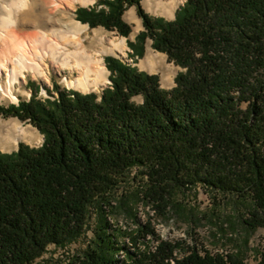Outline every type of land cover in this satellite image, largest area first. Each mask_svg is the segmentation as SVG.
<instances>
[{
	"label": "trees",
	"instance_id": "1",
	"mask_svg": "<svg viewBox=\"0 0 264 264\" xmlns=\"http://www.w3.org/2000/svg\"><path fill=\"white\" fill-rule=\"evenodd\" d=\"M132 5L145 28L129 40L131 56L144 55L152 38L182 66L175 84L107 55L111 82L102 90L56 82L43 96L29 80V99L0 103V115L45 135L41 145L0 151V264H49L38 262L49 246L83 236L95 211L94 238L66 264H252L251 241L264 227V0H185L174 18L151 14L142 0H98L79 6L77 17L130 36L124 14ZM135 168L139 188L114 201ZM199 187L215 210L233 204L217 216L226 234L243 228L230 237L232 251L165 238L152 216L137 219L139 202L169 216ZM125 207L137 227L115 224ZM253 264H264V244Z\"/></svg>",
	"mask_w": 264,
	"mask_h": 264
},
{
	"label": "rangeland",
	"instance_id": "2",
	"mask_svg": "<svg viewBox=\"0 0 264 264\" xmlns=\"http://www.w3.org/2000/svg\"><path fill=\"white\" fill-rule=\"evenodd\" d=\"M45 3V9L47 11H54L57 18H61L63 22H67L71 19L81 21L87 28L84 31V40L88 42L87 35L93 34L95 29L101 30V32L108 39L117 38L120 41L122 38H126V45H124L122 50L116 52L106 53L104 55L105 62L107 55H115L121 57L125 61L134 63L139 66L140 69L147 70L152 73H159L161 76L162 85L165 87H172L175 84V77L182 66L177 64L175 61L171 60L169 56L162 51L157 50L153 46V39L149 38L146 44V50L144 55L138 56L135 60L130 52L133 51L132 47L129 44V40H135L137 34L145 28L143 18L138 12L136 5L129 6L124 14V18L132 25V32L130 36H125L121 34L117 29H108L105 26H96L92 27L89 23H84L77 17V8L79 6H84L85 4L77 3L74 6H70L67 0H41ZM56 1H60L57 3ZM98 0L90 4L96 3ZM185 0H178L177 6L172 11H165L163 8L157 6H152L147 3L146 0H142L144 8L154 15H162L167 18H174L178 8L183 4ZM87 4V5H90ZM133 7L136 8L137 16H129L128 12ZM69 16H67L68 14ZM62 15H64L62 17ZM152 42V48L155 50L154 56L155 60L153 63L143 64V59L146 57L150 43ZM107 63V62H106ZM108 67V66H107ZM45 75L34 74L33 72H28L21 77V82H17L16 86L12 90V94L15 96L12 97L10 94H2L0 98V103L10 104L13 102H19L22 98H29L32 96L33 90L28 86L29 80H34L37 84L40 85V92L43 96H49L51 90H54V84L59 82L62 86L77 87L69 85L64 78L70 75V68H62L55 65L51 60H48L47 65H45ZM77 73V72H76ZM109 80L104 81L101 85L89 89L90 90H102L105 86L110 83V74L111 70L108 67ZM6 80V73L0 72V91H2V82ZM141 97H139L140 99ZM10 120H17L18 123L26 126V136L21 138L18 142L14 143L11 146L4 147L0 145V151H14L18 148L21 141H25L32 145H41L44 141V134L41 130L35 126L32 122L28 120H22L17 116H4L0 115V122H7ZM139 172L135 168L132 171V176L136 175L134 179L131 180L129 184L123 186L119 192H117V198H114V201H119L123 196L127 194H132L137 188H139V180L136 178ZM180 199L184 202L185 209L173 210L171 214L164 215L156 211L152 204H146L145 202H139L136 204V213L137 219L141 221H147L151 216L153 217V222L158 229V232L162 234L165 238L171 239H184L188 244L197 243L201 248H209L213 251H232L237 245L236 240L231 239V236H243L242 226L239 224L237 228L230 230L228 234L220 227V220L218 215L220 214L222 219L229 215L233 210V204H228V199L222 204V208L219 207L215 210V203L213 198L209 193L202 187H199L198 190L193 192L189 191L186 194H182ZM226 207V209L224 208ZM205 213V214H204ZM216 214V215H215ZM213 216V219H212ZM90 224L85 234L80 238L76 239L72 243H69L65 246H58L56 244H51L45 254L39 259L38 262L47 261L49 264H66L69 256L76 251L84 250L87 248L91 239L95 236V226L97 223V213L96 211L92 213L90 217ZM115 224H119L126 229H131L137 227L136 217L132 216L130 210L125 207L122 210L118 211V214L114 215ZM240 223V220L238 219ZM124 238V237H123ZM128 239V238H127ZM264 244V227L260 228L254 235L251 241L252 250H250L247 260L250 263L256 262V251L257 248L262 247ZM183 252L179 251V255ZM123 256V253H121Z\"/></svg>",
	"mask_w": 264,
	"mask_h": 264
},
{
	"label": "bare ground",
	"instance_id": "3",
	"mask_svg": "<svg viewBox=\"0 0 264 264\" xmlns=\"http://www.w3.org/2000/svg\"><path fill=\"white\" fill-rule=\"evenodd\" d=\"M49 1V0H46ZM70 6L90 4L94 0H67ZM152 6L172 11L178 0H146ZM60 3V1H56ZM68 14V13H66ZM137 16L136 8L128 12ZM64 15H62L63 17ZM69 16V14L67 15ZM79 20L63 22L54 11H47L41 0H0V72L6 73L2 94H10L17 82L28 72L45 75V65L51 60L62 68H70L64 80L71 86L89 90L109 80L104 55L122 50L126 38L108 39L99 29L87 35ZM155 50L150 43L143 64L153 63ZM77 72V73H76ZM26 126L17 120L0 122V145L11 146L26 136Z\"/></svg>",
	"mask_w": 264,
	"mask_h": 264
}]
</instances>
